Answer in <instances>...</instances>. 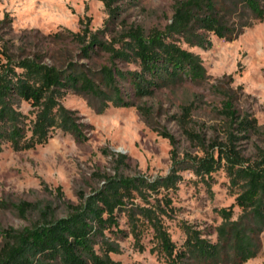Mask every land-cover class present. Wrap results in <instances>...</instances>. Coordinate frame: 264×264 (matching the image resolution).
Here are the masks:
<instances>
[{"label": "trees", "instance_id": "1", "mask_svg": "<svg viewBox=\"0 0 264 264\" xmlns=\"http://www.w3.org/2000/svg\"><path fill=\"white\" fill-rule=\"evenodd\" d=\"M102 1L109 13L105 28L93 31L86 25L78 31L68 29L52 36L77 43L80 55L91 59L105 51L109 63L94 67L57 53L51 54L48 62L46 53L25 49L16 52L8 41L2 42L0 149L5 143L15 150L34 148L58 130L86 139V122L63 103L66 94L78 93L102 112L111 104H135L121 80L129 83L133 96L138 98L186 78L205 80L208 74L200 55L181 41L208 47L212 35L232 40L255 21L264 19V0H175L171 21L164 28L147 31L142 25L122 26L106 39L109 25L121 15L124 0ZM117 60L137 67L123 69ZM225 96V140L215 139L210 146L203 143L204 155L176 162L171 172L153 180L142 175H109L102 186L83 194L64 216L57 217L44 209L40 219L29 226L2 228L0 264H122L113 257V253L123 250L121 240L131 235L134 245L143 250L148 231L154 242L151 251L168 264H240L264 251V148L259 147L258 158L250 160L236 144L258 129L257 119L241 114L234 106L233 95ZM23 102L30 105L28 112L21 108ZM137 107L151 113L148 107ZM179 120L184 123V119ZM160 133L175 142L168 130ZM222 165L231 185L239 191L233 204L217 210L222 218L216 226L217 239L204 236L201 229L183 220L180 228L185 239L178 245L166 223L174 210L169 190L181 179L178 171L191 168L197 174L211 175ZM13 205L24 214L31 203ZM235 205L241 208L237 217ZM122 216L127 228L121 225Z\"/></svg>", "mask_w": 264, "mask_h": 264}, {"label": "rangeland", "instance_id": "2", "mask_svg": "<svg viewBox=\"0 0 264 264\" xmlns=\"http://www.w3.org/2000/svg\"><path fill=\"white\" fill-rule=\"evenodd\" d=\"M174 1H121V15L109 25L104 38L111 39L122 26L142 25L147 31L164 28L171 21ZM108 18L102 0H0V46L6 40L16 52L25 49L46 53L48 62L51 54L57 53L99 67L109 63L107 52L100 51L92 59L81 56L77 43L56 39L52 34L78 31L86 25L97 31L106 27ZM181 44L200 55L207 79L179 80L141 98L133 96L129 83L121 80L135 104H111L102 112H97L82 95L69 92L62 101L86 122V139L58 130L34 148L15 150L8 143L3 145L0 231L31 225L44 209L57 217L66 215L83 194L102 186L109 175H142L153 180L171 172L176 162L204 155L203 143L210 146L213 140L226 138L227 119L222 112L226 93L233 95L234 106L241 114L257 119L258 129L236 144L250 160L258 158L259 147L264 148V19L255 21L232 40L212 35L208 47L184 41ZM117 64L123 69L137 67L120 60ZM137 105L150 108L151 113H143ZM21 108L28 112L30 105L23 102ZM164 129L174 135L175 142L160 133ZM178 173L181 179L169 190L174 210L166 219L172 238L178 245L183 243L185 234L180 223L186 220L215 241L216 226L222 220L217 210L235 202L238 187L231 185L223 165L211 175L197 174L191 168ZM22 201L31 203L24 214L13 205ZM234 210L237 217L241 208L235 205ZM121 225L127 228L124 216ZM2 240L0 233V243ZM143 241L146 247L139 250L129 235L121 240L122 252L113 253V257L122 264H168L151 251V231ZM240 264H264V251Z\"/></svg>", "mask_w": 264, "mask_h": 264}]
</instances>
